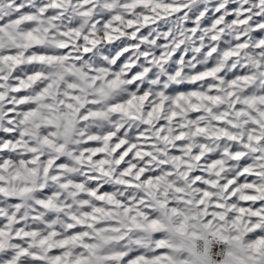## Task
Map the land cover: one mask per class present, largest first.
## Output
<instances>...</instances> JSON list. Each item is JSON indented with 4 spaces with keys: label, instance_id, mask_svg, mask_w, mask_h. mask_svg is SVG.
<instances>
[{
    "label": "snow or ice",
    "instance_id": "6c2138e0",
    "mask_svg": "<svg viewBox=\"0 0 264 264\" xmlns=\"http://www.w3.org/2000/svg\"><path fill=\"white\" fill-rule=\"evenodd\" d=\"M0 264H264V0H0Z\"/></svg>",
    "mask_w": 264,
    "mask_h": 264
}]
</instances>
